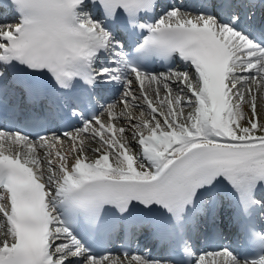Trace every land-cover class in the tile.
<instances>
[{
    "label": "snow or ice",
    "instance_id": "1",
    "mask_svg": "<svg viewBox=\"0 0 264 264\" xmlns=\"http://www.w3.org/2000/svg\"><path fill=\"white\" fill-rule=\"evenodd\" d=\"M0 7V264H264L256 0ZM229 205L238 248L197 249ZM137 234L165 254L93 249Z\"/></svg>",
    "mask_w": 264,
    "mask_h": 264
},
{
    "label": "bare ground",
    "instance_id": "2",
    "mask_svg": "<svg viewBox=\"0 0 264 264\" xmlns=\"http://www.w3.org/2000/svg\"><path fill=\"white\" fill-rule=\"evenodd\" d=\"M8 12H10V10H8V9H6V10H2L1 8H0V19H5L4 17L5 16H3L5 13H8ZM119 94L117 93V96H118ZM162 96H163V94H161ZM260 99H258L257 100V102L259 101ZM259 102H261V101H259ZM257 105H259L258 103H257ZM260 106V105H259ZM261 108V109H260ZM139 108L138 109H134V110H132V111H134V112H136V114H135V116H139L140 114H139ZM257 110L261 113V116H264V102L262 103V107H259V108H257ZM58 147V146H57ZM67 147H69V145L67 144L66 146H64L63 145V148H67Z\"/></svg>",
    "mask_w": 264,
    "mask_h": 264
},
{
    "label": "rangeland",
    "instance_id": "3",
    "mask_svg": "<svg viewBox=\"0 0 264 264\" xmlns=\"http://www.w3.org/2000/svg\"><path fill=\"white\" fill-rule=\"evenodd\" d=\"M259 101H261V100H259ZM259 101H258L257 103H258L260 106L257 105V108L262 107V103H263V102H262V101L259 102ZM260 109H261V108H260ZM118 110H119V109H117V111H118ZM140 112H141V109L139 110V114H140ZM134 113L136 114V112H134ZM137 117H138V116H137Z\"/></svg>",
    "mask_w": 264,
    "mask_h": 264
}]
</instances>
